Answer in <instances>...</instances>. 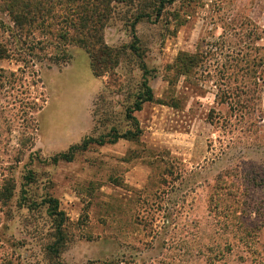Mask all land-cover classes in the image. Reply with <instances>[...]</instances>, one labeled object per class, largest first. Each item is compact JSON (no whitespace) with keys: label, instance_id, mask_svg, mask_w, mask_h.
<instances>
[{"label":"rangeland","instance_id":"374dc122","mask_svg":"<svg viewBox=\"0 0 264 264\" xmlns=\"http://www.w3.org/2000/svg\"><path fill=\"white\" fill-rule=\"evenodd\" d=\"M127 11L105 31L112 48L133 42ZM7 21L0 15V42H13ZM136 34L155 94L135 115L143 133L92 144L72 162H52L70 139L135 128L124 114L139 59L127 54L99 79L78 47L58 66L43 54L29 69L0 61V264H264V0H175ZM182 53L200 63L178 76ZM239 53L243 108L219 105L236 86L228 67ZM48 196L67 219L57 261L55 223L32 205Z\"/></svg>","mask_w":264,"mask_h":264},{"label":"trees","instance_id":"16d2710c","mask_svg":"<svg viewBox=\"0 0 264 264\" xmlns=\"http://www.w3.org/2000/svg\"><path fill=\"white\" fill-rule=\"evenodd\" d=\"M174 2L175 0H0V15L8 20V26L5 27L4 32L8 33L13 40L11 42L4 39L0 42V61L18 57L26 64V69H29L32 60L43 54L44 57L50 55L49 60L58 66L60 61L71 60L72 62L74 57L68 54L67 50L71 47H78L85 51L89 58L91 72L96 79H99L107 75L111 77L123 62L125 55L130 54L139 59L138 68L142 72L139 90L132 96L131 106L125 109L124 114L125 120L131 122L135 128L121 133L117 127L113 126L108 135L100 139L85 138L81 144L73 145L67 152L58 154L53 158V163L72 162L78 151H87L92 144L103 147L117 144L120 141L140 139L143 131L135 115L142 112L146 104L155 101V94L150 84V70L143 60L144 56L139 47L140 40L136 34V27L144 20H159L166 7L173 5ZM123 9H128L125 14L127 16L122 19L130 29L133 42L121 48H112L105 40V31L120 18ZM4 23L1 22L0 25H7ZM247 23V25L250 24V22ZM14 47L20 48L19 53L14 51ZM21 51H24L27 58ZM235 55L236 59H230L232 64L228 69L234 70L233 75L236 74L238 77L232 82L236 86L229 94V101H227L228 94L222 98L216 96L219 105H231L237 101L236 98L240 99L239 94L249 92L244 80L247 77L248 67H245V64L248 56L245 53ZM199 57L200 54L195 56L180 54L173 67L175 73L178 76L191 74L199 67ZM26 71L24 69L22 72ZM240 77H242L241 82H239ZM234 104L243 108L244 102L237 101ZM28 181L29 184L34 181L33 173L28 177ZM22 200L26 205L28 198L24 196ZM33 203L47 207L48 216L55 223L57 248H51L56 254L55 260L57 261L61 257L58 256L62 249L61 246L66 241L65 213L61 211L59 201L49 196L40 203L36 200L32 202V205Z\"/></svg>","mask_w":264,"mask_h":264},{"label":"crops","instance_id":"0c3cea01","mask_svg":"<svg viewBox=\"0 0 264 264\" xmlns=\"http://www.w3.org/2000/svg\"><path fill=\"white\" fill-rule=\"evenodd\" d=\"M73 137H75L74 135L72 136V138ZM82 138H83V135H81L78 139H77V137H76V140L78 141V142H76V140L74 141V140H72V139H70L71 141L69 142V143H66V146H64V148L65 147H68V148H70L71 146H73V145H76V144H78L81 140H82ZM75 139V138H74ZM57 140H63V142H67V141H65L63 138H58Z\"/></svg>","mask_w":264,"mask_h":264}]
</instances>
